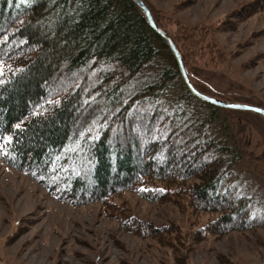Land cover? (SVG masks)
Here are the masks:
<instances>
[{
	"label": "trees",
	"instance_id": "16d2710c",
	"mask_svg": "<svg viewBox=\"0 0 264 264\" xmlns=\"http://www.w3.org/2000/svg\"><path fill=\"white\" fill-rule=\"evenodd\" d=\"M0 68V158L56 200L100 203L139 237L165 230L113 214L126 191L218 214L206 234L264 225V191L240 172L222 108L189 91L131 0H0Z\"/></svg>",
	"mask_w": 264,
	"mask_h": 264
},
{
	"label": "rangeland",
	"instance_id": "374dc122",
	"mask_svg": "<svg viewBox=\"0 0 264 264\" xmlns=\"http://www.w3.org/2000/svg\"><path fill=\"white\" fill-rule=\"evenodd\" d=\"M142 1L175 38L199 92L264 109V7L253 9L260 0ZM235 111L222 108L217 124L241 152L240 172L264 191V118ZM115 200L113 214L165 233L135 236L100 203L60 202L0 158V264H264V225L206 234L218 214L194 211L184 198L160 204L126 191Z\"/></svg>",
	"mask_w": 264,
	"mask_h": 264
},
{
	"label": "water",
	"instance_id": "95a60500",
	"mask_svg": "<svg viewBox=\"0 0 264 264\" xmlns=\"http://www.w3.org/2000/svg\"><path fill=\"white\" fill-rule=\"evenodd\" d=\"M131 1L138 8V10L142 12V14L146 18L147 22L149 23L150 27L162 39H164L167 42V44L169 45L170 50L172 52V55L174 56L176 63L178 65L179 72H180L187 88L189 89V91L193 95L202 99L203 101L207 102L208 104L213 105V106L218 107V108L237 110V111H247V112H251V113L260 115L262 118H264V109L263 108L253 106V105H248V104L222 101V100L213 98L211 96H208L206 94L199 92L191 83L189 76L187 74V71L184 67L180 53L177 50L175 44L173 43L171 37L164 30H162L161 28L158 27L153 16L151 15L149 8L147 7V5L142 0H131Z\"/></svg>",
	"mask_w": 264,
	"mask_h": 264
},
{
	"label": "snow or ice",
	"instance_id": "6c2138e0",
	"mask_svg": "<svg viewBox=\"0 0 264 264\" xmlns=\"http://www.w3.org/2000/svg\"><path fill=\"white\" fill-rule=\"evenodd\" d=\"M3 70L2 68H0V75H2ZM17 128H19L20 126L17 125ZM5 140H8V137H4ZM5 146L4 145H0V153H2L5 157H8L9 153L7 151H4ZM145 191H147V189H145Z\"/></svg>",
	"mask_w": 264,
	"mask_h": 264
}]
</instances>
